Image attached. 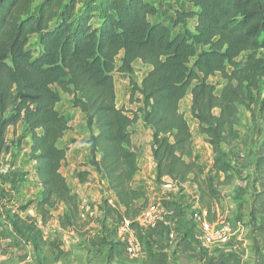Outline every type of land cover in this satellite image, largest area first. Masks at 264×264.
Returning <instances> with one entry per match:
<instances>
[{
  "label": "trees",
  "instance_id": "16d2710c",
  "mask_svg": "<svg viewBox=\"0 0 264 264\" xmlns=\"http://www.w3.org/2000/svg\"><path fill=\"white\" fill-rule=\"evenodd\" d=\"M185 1L197 9L178 11L167 25L150 20L158 9L147 0H0V161L11 150L9 127L24 122L32 141L29 159L42 187L20 210L35 205L47 224L63 202L69 216H80L78 197L61 171L69 153L61 141L72 127L70 116L57 108L65 93L93 131L87 139L89 164L106 176L118 200L119 206L109 199L101 206L107 217L128 224L144 242L138 218L149 206L148 188L133 186L140 153L133 147L132 127L141 118L154 131L155 181L168 178L179 192L187 182L196 184L204 218L219 220L221 187L236 176L224 147L241 138L239 105L263 94L264 59L258 52L264 50V0ZM191 17L198 18L194 32L174 31ZM35 33L38 52L29 47ZM137 61L150 68L141 84L133 79ZM115 72L130 77L129 102L142 104L133 115L117 105ZM217 74L225 78L221 88L209 81ZM189 92L191 114L214 153V173L194 158L193 132L181 110ZM260 109L264 113V97ZM262 122L249 212L253 264H264V115ZM89 174L80 172V181L87 182ZM0 236L25 239L37 249L43 242L38 225L20 214L0 222ZM125 253V241L113 242L108 259L120 260Z\"/></svg>",
  "mask_w": 264,
  "mask_h": 264
},
{
  "label": "rangeland",
  "instance_id": "374dc122",
  "mask_svg": "<svg viewBox=\"0 0 264 264\" xmlns=\"http://www.w3.org/2000/svg\"><path fill=\"white\" fill-rule=\"evenodd\" d=\"M37 4L38 1L35 2L34 7ZM165 19H168V17ZM170 20L171 18L168 19V21ZM29 47L35 52L40 51L41 45L38 33L30 36ZM258 56L264 59V50L259 51ZM135 68L138 71L142 70V66L137 63ZM209 81L218 84V87L221 88L225 83V78L221 74H217L212 76ZM262 90L261 98L264 97V83L262 84ZM116 92L120 104H126V102L129 105L131 104L129 102V88L124 80L119 78L116 80ZM253 96L255 102L248 100L247 103L239 105L241 120L238 129L241 136L240 140L224 147L225 157L228 158L227 160H232L234 167L237 168L235 169V179L241 182H249L247 188L249 190L246 196L252 194L253 167L257 157L258 145L263 138L261 130L264 113L260 109L261 98L256 93ZM72 101L73 97L71 95L63 93L62 100L57 108L71 118L72 127L61 141L62 146L69 147V162L67 161L63 173L67 177L73 193L78 197L80 216L77 219L69 216L64 203L59 202L51 211V219L47 224H43L41 216L36 212L35 205H32L28 211L20 210L22 206L38 198L36 197L38 195L36 188H33L30 197L29 193L24 191V186L16 194L13 191L20 187L19 179L10 176L1 178L0 222L5 223L16 214L24 217L28 216L40 228L43 242L37 249L32 242L25 239L2 238L0 264H196V258L192 259L195 247H192L191 243L194 241V230L197 232L201 230L202 221L201 219L198 220L201 214L196 210L194 211L197 214L195 218L200 224L197 222L192 226H190L187 217L182 216V210L195 206L193 201L194 190H190V193H188L192 198L189 201L185 203L179 200L173 201L172 205H175L176 211L172 216L168 215L154 225L144 227L145 240L140 244L141 252L137 257L125 253L120 260L108 259V251L113 242H126L130 237L137 238L127 225L121 226L120 223L113 221L103 212L101 206L107 199L113 205L119 206V203L114 194L109 191L107 179L103 180L102 173H98L89 164L90 154L87 139L93 131L87 127L85 115L80 109L73 106ZM191 103L192 95L189 92L181 101V110L189 121L193 132L194 158L197 162L206 166V172L214 173V153L207 136L200 132L199 123L191 114ZM215 113L218 114L219 110L216 109ZM26 161L28 163L30 159H26ZM84 170L90 173L85 183L81 182L79 177V173ZM29 173L30 171H28ZM154 182L150 187L153 188V191L149 190L148 186L147 188L148 193L149 191L155 192V200L169 197V200L172 201L176 198L169 196V192L164 189L165 182L163 184H158L155 180ZM227 186L221 187L224 196L221 203L218 204V208H224L223 202L227 198L225 192L228 190ZM18 194L23 198L18 199ZM150 201H154L152 195L149 197L148 204H150ZM250 210L251 204L248 214ZM224 219L232 223L229 217ZM172 233L174 237H171ZM131 234H134V236ZM247 234L250 235V232ZM199 257L200 262H202L203 256L199 255ZM251 258L253 259V253Z\"/></svg>",
  "mask_w": 264,
  "mask_h": 264
},
{
  "label": "crops",
  "instance_id": "0c3cea01",
  "mask_svg": "<svg viewBox=\"0 0 264 264\" xmlns=\"http://www.w3.org/2000/svg\"><path fill=\"white\" fill-rule=\"evenodd\" d=\"M153 4L158 9L156 15L151 16L150 20L152 22H164L167 25H171L173 20L176 17L178 11H188L196 10L191 3L185 0H147ZM171 10V12H170ZM173 10V11H172ZM171 20L168 21L167 18ZM198 18L191 17L187 18L184 22L180 23L174 27L175 32H182L184 30H190L191 32L195 31ZM118 65L120 64V58L117 60ZM138 65L142 66V70L138 71L135 68L133 74V79L141 84L144 76L149 71V67L143 65L141 61L136 62ZM115 83L119 78L124 80V83L128 85L129 93L131 92L130 77L126 76L120 72L114 73ZM142 98V95H138ZM118 107H124L126 110H130L129 114L133 115V111L137 110L142 104L135 102L133 104H120L117 99ZM129 105V107H128ZM136 106V107H135ZM133 136L132 142L133 147L137 148L140 153L139 160V171L135 175L133 180V186L138 188L141 185H146L149 187V190L153 191V188H150L155 182V173H156V164L152 156V139H153V128L145 123L141 118L133 125ZM7 141L11 145V150L7 154L1 156V163L6 161L11 166L10 177L14 179H19L20 187L14 189V193L21 191V188L24 186V191L29 193V197L32 195L33 188H36L38 191L39 197L42 191L40 181L38 179L36 169L37 166L33 161L27 163L26 159H29L30 149H31V138L30 131L27 130L26 124L24 122H19L16 126H10L7 133ZM69 157V156H68ZM26 158V159H25ZM227 158V157H226ZM25 159V160H24ZM228 159V158H227ZM229 163L234 167L232 160H228ZM69 162V160H68ZM66 167L63 166L61 171L63 172ZM235 168V167H234ZM237 169V168H235ZM96 170V169H95ZM28 171L30 173L28 174ZM91 171V170H89ZM103 180L106 179L104 174H101ZM6 178V177H2ZM2 180V179H0ZM169 181V179H166ZM248 181L241 182L238 179L227 186L228 190L225 191L227 198H225L224 208H218V219L228 218L232 220V236L230 242L227 244L215 242L213 244L203 243L201 240L197 239L196 234L198 233L194 230V241H192L191 246L195 247L193 258H196V264H253V259L251 258V240L250 235L247 233L250 232L249 224V214L247 213L251 204V196H246L248 193ZM2 185V183H1ZM23 187V188H24ZM184 191L179 192V188L175 185L173 190L169 192L172 196L176 197L170 201L169 197H163L162 199H156L155 192L148 193L149 197L153 196L154 201H150V204H158L162 208L164 215L174 214L175 205H172L174 200H179L180 202H187L192 199L188 193L190 190L193 192V201L195 206L189 207L185 210H182V216L187 217L190 221V226L195 223L200 222L195 218V210L201 214L205 213V208H203L199 202V191L197 185L194 183H186L184 186ZM15 194V195H16ZM23 198L18 194V199ZM158 201V202H157ZM197 212V213H198ZM179 213V212H178ZM229 215V216H228ZM246 225V226H245ZM197 232V233H196ZM199 255L203 256V261L200 262ZM253 262V263H252Z\"/></svg>",
  "mask_w": 264,
  "mask_h": 264
},
{
  "label": "built area",
  "instance_id": "2783aa9c",
  "mask_svg": "<svg viewBox=\"0 0 264 264\" xmlns=\"http://www.w3.org/2000/svg\"><path fill=\"white\" fill-rule=\"evenodd\" d=\"M11 172V166L8 162H2L0 164V179L4 176L7 177ZM175 184L172 181H166L164 184V189L168 192L172 191ZM201 214V213H200ZM83 217L85 215L81 213ZM164 212L160 205L158 204H149V206L143 210L142 214L139 216L138 220L143 227L154 225L156 222L163 218ZM204 214L198 218L201 219V230L196 234L197 239L201 240L203 243L213 244L215 242L227 244L230 242L232 236V225L230 222H227L225 219L217 220L214 223L208 222L204 218ZM128 226V224H126ZM134 236V234H131ZM171 237H174V234H171ZM3 242L2 237L0 236V243ZM127 249L129 254L134 257H137L141 252V245L137 239L130 237L126 241Z\"/></svg>",
  "mask_w": 264,
  "mask_h": 264
}]
</instances>
